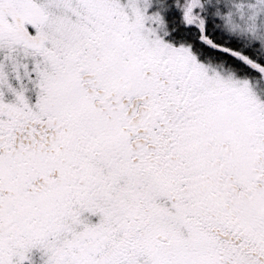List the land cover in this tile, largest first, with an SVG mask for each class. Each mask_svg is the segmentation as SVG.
Listing matches in <instances>:
<instances>
[{
	"label": "snow or ice",
	"instance_id": "1",
	"mask_svg": "<svg viewBox=\"0 0 264 264\" xmlns=\"http://www.w3.org/2000/svg\"><path fill=\"white\" fill-rule=\"evenodd\" d=\"M262 90L264 0H0V264H264Z\"/></svg>",
	"mask_w": 264,
	"mask_h": 264
},
{
	"label": "trees",
	"instance_id": "2",
	"mask_svg": "<svg viewBox=\"0 0 264 264\" xmlns=\"http://www.w3.org/2000/svg\"><path fill=\"white\" fill-rule=\"evenodd\" d=\"M223 27H224V29L228 32L229 35L232 34V33L230 32L231 29L228 27V25H227L226 23L223 25ZM217 38L219 39V37H217ZM222 42L227 43V41H223V40H222ZM209 55L212 56V57H215V56H216L215 53H210ZM220 58L223 59L224 57L221 56Z\"/></svg>",
	"mask_w": 264,
	"mask_h": 264
},
{
	"label": "flooded vegetation",
	"instance_id": "3",
	"mask_svg": "<svg viewBox=\"0 0 264 264\" xmlns=\"http://www.w3.org/2000/svg\"><path fill=\"white\" fill-rule=\"evenodd\" d=\"M259 98L261 100H264V90H262V91L259 92Z\"/></svg>",
	"mask_w": 264,
	"mask_h": 264
},
{
	"label": "rangeland",
	"instance_id": "4",
	"mask_svg": "<svg viewBox=\"0 0 264 264\" xmlns=\"http://www.w3.org/2000/svg\"><path fill=\"white\" fill-rule=\"evenodd\" d=\"M225 23H226V24L228 25V27L231 29L229 23H228L227 21H226ZM230 32L232 33V29L230 30Z\"/></svg>",
	"mask_w": 264,
	"mask_h": 264
}]
</instances>
